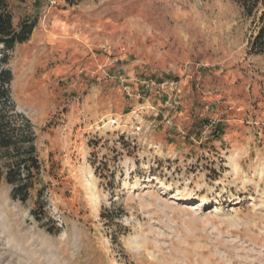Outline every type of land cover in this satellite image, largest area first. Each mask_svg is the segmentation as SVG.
<instances>
[{"label":"rangeland","instance_id":"rangeland-1","mask_svg":"<svg viewBox=\"0 0 264 264\" xmlns=\"http://www.w3.org/2000/svg\"><path fill=\"white\" fill-rule=\"evenodd\" d=\"M8 5L14 26L36 24L8 52L0 113L31 138L38 169L16 177L22 145L0 158V264H264V54L248 51L260 11Z\"/></svg>","mask_w":264,"mask_h":264},{"label":"trees","instance_id":"trees-1","mask_svg":"<svg viewBox=\"0 0 264 264\" xmlns=\"http://www.w3.org/2000/svg\"><path fill=\"white\" fill-rule=\"evenodd\" d=\"M66 1L72 4L78 0ZM8 2L9 0H0V104L4 105V107L11 106L8 89L11 80V71L6 67L9 58L8 52L11 51L16 44L27 41L36 24V20L26 18L21 20L17 26H14ZM239 2L247 15H252L253 12L260 11L256 16V32L249 41L248 51L250 54L254 55L264 54V0H239ZM18 130L19 129L14 128L7 116H3L0 113V158L5 154L4 151L17 149L22 145L21 153L9 159L14 160L11 162L16 167V177H19L20 174L24 176L25 173H23V171H25L28 176L29 172L26 167L38 169V167H36L38 162L33 156L34 146L30 144L31 138L21 136V138L17 140L16 136ZM25 144L28 145L24 146ZM9 166H7L8 170L6 173L7 181L15 185L13 188V195H15L16 192L19 193L20 191L22 193L23 191V194L19 197L24 201L27 197L28 186L23 181L18 180L17 182H13L10 180L8 175L10 173L9 171H11V166Z\"/></svg>","mask_w":264,"mask_h":264},{"label":"built area","instance_id":"built-area-1","mask_svg":"<svg viewBox=\"0 0 264 264\" xmlns=\"http://www.w3.org/2000/svg\"><path fill=\"white\" fill-rule=\"evenodd\" d=\"M139 82L141 84H143L145 87H147L150 84L148 82V80H146V79H141V80H139ZM140 95H141L140 92H137L135 94V97H139ZM170 104L173 107H177L179 105V100L174 97ZM217 125H218V119L209 118L208 120H206L205 122L202 123V129H203V131L212 130V129H215L217 127Z\"/></svg>","mask_w":264,"mask_h":264}]
</instances>
